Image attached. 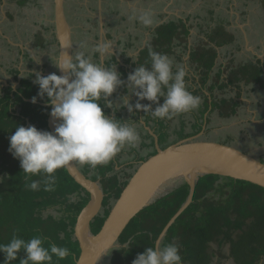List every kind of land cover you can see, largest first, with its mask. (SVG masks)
Listing matches in <instances>:
<instances>
[{
    "label": "trees",
    "instance_id": "1",
    "mask_svg": "<svg viewBox=\"0 0 264 264\" xmlns=\"http://www.w3.org/2000/svg\"><path fill=\"white\" fill-rule=\"evenodd\" d=\"M262 7L264 9V0ZM190 30L191 27L183 21L160 26L153 42L142 53L139 65H149L150 50L168 56L173 54L171 49L174 41H179L183 46L182 55H179L182 59L189 50ZM202 33L204 38L198 43L196 40L193 42L187 61L190 70L195 73L194 82L198 80L197 88L190 92L194 95L201 93L205 97L202 114L211 107L210 113L219 110L221 117L230 118L237 115L240 106L238 98L241 96V86L238 82H256L264 87L259 83L264 81V70L253 66L240 69L229 66L215 72L219 49L233 44L236 39L226 31L224 25L217 26L212 32L208 29ZM187 79L190 78L186 76V82ZM227 87H235V97L220 98L215 95V89L223 92ZM205 90H208L210 97L204 94ZM18 92L20 96L17 95L15 99L11 96V88H4L0 95V243L7 244L14 234L26 241L40 235L46 241L45 246L47 243H55L71 250V258L60 261L59 264H76L81 249L74 237V228L79 214L90 200V194L74 181L66 169L57 172V182L52 192L43 191V185L38 192L26 187L30 181L25 180L20 161L9 151L10 136L17 126L49 130L50 108L41 104L47 102L48 98L45 96L41 99L38 96L39 86L30 81L29 77L20 82ZM33 97H36L38 103L29 101ZM101 102L102 111L109 116L111 109L105 107L104 101ZM212 102L216 103L215 108L209 106ZM147 115L151 119V113ZM119 121L123 122V119ZM155 122L154 125L157 126ZM160 131L163 133L161 128ZM201 131L200 127L195 133H188L182 139L195 136ZM148 137L153 138L151 135ZM152 146L154 147V143ZM143 147H146L144 143ZM122 153L123 150L106 166L96 169L84 166L87 172L95 173L94 179L102 181L108 194L104 206L110 205V199L117 200L120 197L130 177L124 169L116 170V163L120 166L128 161L129 168L132 161L146 159V156H137L134 160L121 162ZM150 153L154 154L156 150ZM121 173L127 179H121ZM41 179L31 177V180ZM189 192L190 186L184 182L134 217L121 234L118 246L108 253L106 258H110V264H132L147 247L156 248L159 236L187 201ZM49 209L56 211L58 215H46ZM109 212L110 209L107 208L104 216L97 217L91 224L93 234L101 230ZM169 243L178 246L181 264H224L225 260L230 259L234 264H264V188L218 175L200 177L193 202L170 227L161 247ZM213 244L217 248H212ZM225 245L229 246L228 254L223 252ZM23 258L26 255L20 252L18 259L12 264H19V260ZM4 260V254L0 253V264H4Z\"/></svg>",
    "mask_w": 264,
    "mask_h": 264
},
{
    "label": "clouds",
    "instance_id": "2",
    "mask_svg": "<svg viewBox=\"0 0 264 264\" xmlns=\"http://www.w3.org/2000/svg\"><path fill=\"white\" fill-rule=\"evenodd\" d=\"M129 19L138 21L144 28H151L155 23L154 14L147 10H134ZM170 22L173 21H164L159 27ZM193 42L189 44L186 55L182 59L179 56L183 65L185 57L190 56ZM176 45L177 41L174 47ZM107 47L98 45L94 51L103 54ZM171 57L172 54L168 56L150 50L149 65L140 64L128 75V94L119 97V108H127L129 112L134 109L137 112H150L158 120H171L197 110L201 98L187 89L185 69L179 67L173 70ZM220 57L219 50L215 65L218 69L214 67L215 72L220 68L233 67V63L218 64ZM54 64L67 74L58 76L53 73L45 77L36 73L35 83L39 86L38 96L48 98L47 103L52 108L51 117L59 121L54 125L55 132L40 131L34 126H17L10 136L9 151L20 161L25 180L30 181L26 187L34 192L40 191L41 185L45 192L54 191L59 170L74 164L90 169L106 166L126 147L134 149L141 141L135 126L106 115L100 106L104 101L105 107L112 109L113 113L119 110L116 103L109 99L118 88L124 87L115 65L105 67L94 63L88 54V45L83 41L73 56L61 55ZM131 95L137 97L135 105L130 103ZM160 98L164 99L163 104L159 103ZM145 100L157 105L154 111L151 105L141 103ZM32 102L36 103V97ZM31 177L42 179L31 180ZM45 244V239L40 235L26 241L14 234L7 244L0 243V253L5 256L4 264L16 261L20 252H24L26 258L20 259L19 264H59L72 256L68 247ZM132 264H181V255L178 246L173 243L161 248L147 247Z\"/></svg>",
    "mask_w": 264,
    "mask_h": 264
},
{
    "label": "water",
    "instance_id": "3",
    "mask_svg": "<svg viewBox=\"0 0 264 264\" xmlns=\"http://www.w3.org/2000/svg\"><path fill=\"white\" fill-rule=\"evenodd\" d=\"M53 22L59 57L73 56L72 27L66 15V0H54ZM66 74L59 70L60 76ZM58 123L49 115L48 128L52 133ZM203 134L204 130L166 148L158 146L155 135L156 153L139 164L97 234L92 233L91 224L100 216L103 206L104 193L100 183L86 177L77 164L66 169L74 181L90 194V201L79 214L74 228V237L81 249L76 264H103L108 253L118 246L119 238L130 221L184 182L190 186L188 199L159 236L156 248H161L170 227L193 202L200 177L218 175L264 188V163L259 158L235 146L202 139Z\"/></svg>",
    "mask_w": 264,
    "mask_h": 264
},
{
    "label": "crops",
    "instance_id": "4",
    "mask_svg": "<svg viewBox=\"0 0 264 264\" xmlns=\"http://www.w3.org/2000/svg\"><path fill=\"white\" fill-rule=\"evenodd\" d=\"M191 1L194 0H117L120 6L124 7L127 4L129 10L131 11L129 14H123V16L120 17L110 14L104 15V8L102 6L104 4L101 0H69V2L67 0L66 6L68 8H66V15L69 21L72 22L73 20L74 22H76L75 26H73L75 27V30H73V34H78L76 38L80 39L83 34H88V42L90 41L91 43L95 44L100 43V45H108L109 47H107L106 49L108 50V53H112L115 48L117 50L120 49L118 52L123 51V49L118 46V37L116 34L122 36L126 35L131 38V40H135V38H137L136 34L139 33L144 43L149 46L153 42V37L157 29L159 28V25L168 20L175 22H187V25L191 27V36L188 39L189 44H191L192 37L197 35L198 31L201 32L205 30L203 29V27L209 26L213 12L211 10V12L205 13L201 16L198 13V7L188 6V8H186L185 5ZM244 3H246V1H242L240 5ZM71 5H75L76 9L73 8V10H71L70 12L69 7ZM236 8V11H232V17L230 20L228 17L218 19L214 18L213 20L215 22V26L213 27V29H215L217 26L224 25L226 31L230 34L231 32H229L227 28L233 26L231 30L234 31V33L239 31L242 34V43L237 45L235 48H229L231 49L230 55L229 57H227V59H229V62L235 63L237 62V58L239 57L238 62L233 65V68L240 69L241 67L253 66L260 69L262 68L264 70V48H258L248 44V39L245 37L247 36L248 32H246L245 26L240 24L244 12H242V9H238V5L236 6ZM134 10L151 11L154 14V25L151 28H144L138 21H131L129 17L133 14ZM113 17L116 18L114 19ZM98 18L101 22L98 21ZM233 19H235V21ZM53 20L54 0H0V43H3L6 46L4 49L2 48V50L0 49L1 84L3 83L4 85H6V82L9 81L7 80L5 70L10 69L15 65H17L21 70L23 68V71L19 75L20 77H23L26 74V68L24 69L23 67L25 59L24 54L26 51H30L31 45H34L37 50L36 53L37 55H39L37 60H40V58H46V61L53 59V55L49 53L47 54L46 52H51L52 47L53 49H55L54 46L58 44L55 37V27L53 24ZM109 21H112V23ZM104 25H107V27L113 34L112 37H108L109 40L107 39V41L102 34L104 32L103 30L100 32V35L95 34V30L97 28H103ZM97 32L98 31H96V33ZM234 33H231V35L235 36V42H237L238 37ZM244 37L246 40V44H243ZM57 48L59 51V46ZM173 50L177 51L178 53L183 50V46L179 41H177V45ZM2 51L3 55L1 54ZM257 51H260L261 54H258ZM13 52H15L16 54L14 55ZM91 52L95 53V51ZM245 52H247V54H244ZM11 53L12 56H10ZM20 53L21 56L19 55ZM42 54L44 56H42ZM117 58L120 61V64H124L121 67L126 68H128V66H133V62H131L132 60L134 62L136 61V58L129 55L126 56L124 60L120 59L118 56ZM100 59L103 60L102 57H100ZM187 59L188 56L185 58V62L187 61ZM111 60L115 61V58H112ZM25 63L26 65L29 64L30 58L28 59V62L26 61ZM222 63L223 62H221L220 64ZM36 65L39 64L36 63ZM118 67L119 66L117 65L116 69ZM238 83L241 86V99L239 98L241 102L237 119L239 118V120H241V117H245L246 115H252L253 118L256 116V114L264 115V112L261 114L258 113V108H261L262 106L260 104L261 98L264 100V87H261L256 82L248 84L246 81L241 80ZM244 88H246V91L244 90ZM218 92L220 91L218 89H215V95H217ZM207 93H209L208 90H205L204 94L206 96H209V94ZM261 93H263L262 97L260 96ZM243 97L245 98L243 99ZM254 104L257 105L256 108ZM216 113L218 114V116H220L218 111ZM210 115L212 114L210 113ZM223 119L226 120L229 118ZM249 119L250 118H248V120ZM262 120H264V118H259V121ZM242 121L244 120L242 119ZM226 127H228L227 124ZM214 130L216 133V130H218V128L216 127L214 128ZM210 141L219 143L217 139ZM232 146L239 148L236 143H232Z\"/></svg>",
    "mask_w": 264,
    "mask_h": 264
},
{
    "label": "rangeland",
    "instance_id": "5",
    "mask_svg": "<svg viewBox=\"0 0 264 264\" xmlns=\"http://www.w3.org/2000/svg\"><path fill=\"white\" fill-rule=\"evenodd\" d=\"M242 1H246V3L240 5ZM237 5L239 6L238 9L239 10L242 9V12H244V14L242 15L243 18L241 19L240 24L244 25L246 28V32H248L247 36H245L248 39V42H249L248 44L258 47V48L259 47L264 48V9L262 7V0H250V1L248 0H194L186 4L185 6L186 8H188V6L198 7V13L201 16L204 15L205 13L211 12L212 10L213 11L212 19H211V22L209 23V26L203 27V29H205L203 31H208L209 29V31L212 32L214 30L213 27L215 26V22L213 19L228 17L230 20L232 17L231 15L232 11L237 10L236 8ZM69 8H70V12L71 10H73V8L76 9L75 5H71ZM123 8H124V11H123L124 14H129L131 12L127 4ZM233 20L235 21V19ZM72 23H73V26H75L76 22L72 20ZM232 28L233 26L228 27L227 30L231 33H234V31L231 30ZM234 34L237 35L238 41L232 44L233 46L229 45V46L223 47L222 49H219L221 52V57L218 60V64L223 62V65L228 64V63H233L235 65L238 62L239 57L237 58V62L235 63L229 62V59H227V57H229L230 55V50H231L229 48L231 47L235 48L237 45L242 43V34L239 31H237ZM195 36L192 37V42L196 40L197 41L196 43H198L199 40L204 38V34L202 33V31L201 32L198 31L197 35ZM245 37H244L243 44H246ZM175 42L176 41H174V43ZM174 43L172 44V49H171L172 52H174L171 57L173 61V65H174L173 70L175 71L177 68L183 66V68L186 71V75L189 76L190 78V79H187V82L185 81L186 87L189 91L191 90L194 91L197 88V83L194 82L193 80L194 79L193 74L195 73L190 70V67L187 65L186 62H184V65L181 63L179 59V55H182V54L173 50ZM257 53L261 54L260 51H257ZM244 54H247V52H245ZM131 62H133V67L135 70V68H137L139 64L138 62H134L133 60ZM108 64L109 66L115 65V69H116V66L118 65L119 67L116 69L118 74H119V69L121 71V74H123L124 70L126 69V67H121L124 64H120V61L118 60L117 57H115V61H108ZM215 68L218 69L217 67ZM119 76L121 80L124 81L123 77L120 74ZM259 83L264 85V81H261ZM233 88L235 89V87ZM233 88L232 89L229 87L224 88V91L218 92L217 96H220L222 98L235 97L236 91H234ZM118 89L123 93H127V84L125 83V81H124V87H121ZM244 90L246 91V88H244ZM17 95L20 96V94L16 92L15 97H17ZM201 95H202L201 93L197 94V96L201 98V105L197 110L180 114L178 116H175L171 120H167V119L158 120L154 118V121L157 122V123L155 122L157 126L154 125L153 120H150V118L146 116L145 120L148 122L147 123L148 127L152 128L154 131L157 132L155 135L158 138V146L160 148H166L170 144L174 142H178L179 139L182 140V138L188 133L190 134H192L193 132L195 133L201 127L202 131L203 130L205 131V133L201 137L202 139H205V140H216L217 139L219 143H222L223 145L224 144L232 145V143H236V145H238L240 150H242L245 153L249 152V154H251L252 156L256 158H259V161L264 163V120L259 121V118L263 119L264 115L256 114L254 118L252 117V115L251 116L246 115L245 117H241V120H239V118L237 119V116L239 113L238 112L237 115L225 120L223 119V117L218 116V114L216 113L219 110H214L211 113L212 115H210L209 113H210L211 107H209V110L205 114H202V105L204 102L203 98L205 99V97H202ZM119 96L121 97L124 95L121 93V95ZM260 96L262 97L263 93H261ZM244 98L245 97H243V99ZM240 99L238 98L239 102H241ZM113 100L117 103L119 107V104H120L119 98L114 97ZM133 101L137 102V97H133ZM148 102L149 101L146 100L144 105H147ZM163 102H164V99L163 101L160 102V104H163ZM260 102L262 106L260 105L261 108H258V111H259L258 113L261 114L264 112V100L261 98ZM130 103L132 105H135L134 103L131 102V99H130ZM149 103L151 104V107H153L154 109L156 108L155 106L156 104H152L151 102ZM142 104H143V101H142ZM209 106H213L215 108L216 103L212 102ZM254 106L255 108L257 107L256 104H254ZM239 110L240 108H238V111ZM126 112L127 111H124L123 108H120V110H118L115 113L119 120L123 119V122H127L130 125L135 126L139 133L141 125L135 120V118L126 119L125 117L121 115V113L125 114ZM201 115H202V118H201ZM248 118L250 119L248 120ZM242 119L244 121H242ZM236 121H239V122H236ZM226 124L228 127H226ZM216 127L218 128V130H216V133H215L214 128ZM160 128L163 130V133L160 131ZM216 134H219V135H216ZM139 135L141 137V141L139 145L137 146L138 147L137 152L135 153L133 152L135 149L134 150L131 149V151H129V148L126 147L123 150L122 158H120L121 162L123 160L125 161L134 160V158H136L137 156L144 158L147 154H153V153H149L153 150L152 143H154V149L156 150L157 145L155 143L154 135H153V138L148 137V135H151V132H148L142 129L141 134L139 133ZM143 143H144V146L146 147H143ZM129 152H130V155H128ZM125 161L123 163H125ZM120 176H121V179L123 180L127 179L126 175H124L123 173H121ZM49 213L58 215L56 211L51 210V209L46 211L45 214L47 215ZM212 248H217V247L216 245L213 244ZM223 252L228 254L229 246L225 245L223 247ZM224 264H234V263H233V260L230 259V260H225Z\"/></svg>",
    "mask_w": 264,
    "mask_h": 264
},
{
    "label": "flooded vegetation",
    "instance_id": "6",
    "mask_svg": "<svg viewBox=\"0 0 264 264\" xmlns=\"http://www.w3.org/2000/svg\"><path fill=\"white\" fill-rule=\"evenodd\" d=\"M67 1V0H66ZM103 1V4L104 5H102L103 6V8H104V15H107V14H110V15H116V16H123V14H124V8H123V6H120V4H118V2H117V0H102ZM68 2H69V0H68ZM66 8H68L67 6H66ZM119 12H118V11ZM110 12V13H109ZM125 15V14H124ZM114 19L116 18V17H113ZM99 19V18H98ZM113 19V20H114ZM98 21H100V19L98 20ZM71 24V26H72V42H73V55L75 54V52L78 50V45H79V43L81 42V41H83V42H85L87 45H88V54L89 55H91V57H92V60H93V62L94 63H100V64H102V65H104L105 67H108L109 66V64H108V61H112L111 59L112 58H115V57H119L120 59H123L124 60V58L126 57V56H132V57H134V58H136V61L135 62H137L138 61V59L142 56V53L145 51V49H146V47H147V44L146 43H144V41L141 39V35L139 34V33H137L136 34V36H137V38H135V40H131V38H129L128 36H122V35H118V34H116L117 35V39H118V46L120 47V48H122L123 49V51H120V52H118L119 50H117L116 48H115V50L112 52V53H108V50L106 49L105 50V52L103 53V54H101V53H99V52H96L95 51V53H92L91 51H94V49L96 48V46H98V44L100 45V43H98V44H95V43H91L90 41L88 42L87 41V36H88V34H83L82 35V37L80 38V39H78V38H76L77 37V35L78 34H73V30H75V27H73V23L71 22V21H69ZM101 22V21H100ZM100 22H99V24H100ZM109 22H111L112 23V21H109ZM99 29V30H98ZM79 30H81V29H79ZM78 30V31H79ZM104 31L102 34L104 35V37H105V40L107 41V39H108V37L109 36H113V34H112V32L109 30V28L107 27V25L105 26H103V28H97L96 30H95V34H97V35H100V32L101 31ZM77 31V32H78ZM96 31H98L97 33H96ZM116 35H115V37H116ZM129 38V39H128ZM109 40V39H108ZM6 46L2 43H0V49L2 50V48L4 49ZM31 48H30V51H26L25 52V54H24V65H23V67H24V69H25V72H26V74L23 76V77H20L19 75L21 74V72L23 71V68H22V70L21 69H19L18 68V66L17 65H15V66H13L12 68H10V69H6L5 71H6V75H7V80H9L8 82H6V85H4L3 83L1 84L0 83V95H2V90L4 89V88H11L12 89V93H11V96L15 99L16 97H15V93L16 92H18V89H19V85H20V82L24 79V78H26V77H29L30 78V81H33L34 83H35V80H36V73H39L40 75H42V76H47V75H49V74H53V73H55L56 75H58V76H60L59 75V69L55 66V64L54 63H56L57 61H58V57H59V51H58V44L57 45H55L54 46V48L55 49H53V47H52V49H51V52H48V51H46L47 52V54L49 53V54H51V55H53V59H50L49 61H46V58H40V60H37L38 59V57H39V55H37V50H36V48L34 47V45H31L30 46ZM91 52V53H90ZM1 54L3 55V51L1 52ZM13 54L15 55L16 53L15 52H13ZM41 54V53H40ZM20 56H21V53L19 54ZM10 56H12V53L10 54ZM42 56H44L43 54H42ZM100 57H102L103 58V60H101L100 59ZM30 58V63L29 64H27L26 65V61L28 62V59ZM20 59V58H19ZM43 59V60H42ZM99 60V61H98ZM36 63L37 64H39V65H36ZM16 64H17V62H16ZM138 64H139V62H138ZM139 66V65H138ZM2 69V68H1ZM136 69V68H135ZM124 70V69H123ZM134 72V67L133 66H128V68H126L125 70H124V73H125V75H121V71H120V69H119V74L122 76V77H124V81H125V83L127 84V77H128V75H130V74H132ZM31 73H32V75H31ZM10 77V78H9ZM14 86V87H13ZM117 91H118V93H117ZM19 93V92H18ZM121 93L123 94V95H126L127 93H123V92H121L119 89H117L116 90V92H114V94H113V96L114 97H116V98H119L120 96L119 95H121ZM130 95V94H129ZM112 96V97H113ZM112 97H110L109 99L110 100H112L114 103H116L114 100H113V98ZM133 97H136V96H134V95H131V102L132 103H134V104H136L137 102H135V101H133ZM30 102H32V100H29ZM161 101H163V99H160V101H159V103L161 102ZM146 102V100L145 101H143V104ZM36 103H38V102H36ZM102 103V102H101ZM141 103H142V101H141ZM41 104L43 105V106H45V107H49L50 108V112H51V106L47 103V102H45V103H43V102H41ZM116 105H117V103H116ZM147 105H151L149 102L147 103ZM102 108H103V104H101L100 105ZM156 107H157V105H155ZM117 107H118V105H117ZM107 108V107H106ZM119 108V107H118ZM119 110H120V108H119ZM123 110L124 111H127L125 114H122L121 113V115L123 116V117H125L126 119H128V118H135V120L141 125V128H140V131H139V133L141 134V131H142V129L143 130H145V131H148V132H151V136L153 137V135L155 136V134L157 133L156 131H154L152 128H150V127H148V122L145 120V118H146V116L148 117V115L147 114H149V112H143V111H139V112H137V111H135V109L133 110V112H129L128 110H127V108H123ZM151 110H155L153 107H151ZM50 115V114H49ZM110 117H113V118H115V119H117V115H116V113H113V111H112V109H111V114L109 115ZM49 118V117H48ZM150 120H152V117H151V119ZM147 129H146V128ZM49 129V128H48ZM41 131H47V132H51L50 131V129L49 130H45V129H43V130H41ZM183 140V139H182ZM180 141V140H179ZM178 141V142H179ZM174 143H176V142H174ZM174 143H172V144H174ZM171 144V145H172ZM131 149L132 148H129V151H131ZM135 150H137L138 149V147H136V148H134ZM133 149V150H134ZM132 150V151H133ZM153 150H154V147H153ZM152 150V151H153ZM130 153V152H129ZM129 153H128V155H129ZM150 153V152H149ZM140 155H142V154H140ZM123 156V155H122ZM150 156H152V155H150ZM149 156V154H147L146 155V159L147 158H149L150 157ZM146 159H144V160H146ZM144 160H142V161H144ZM142 161H140L139 159L138 160H134V161H132L131 162V164H133L132 166H131V164L129 163V168H128V165H127V162H126V164L125 165H118L119 163H116V170H121V169H124L125 170V172L127 173V174H129L130 175V177H129V179L131 178V176L133 175V173L137 170V168H138V166H139V164L142 162ZM77 166L79 167V169H80V171L86 176V177H88L89 179H91L92 181H95V182H99L100 183V188H101V190H102V192L104 193V199H103V206H102V210H101V212H100V217H103L104 216V213H105V211L107 210V208H109L110 209V211H111V208H112V205L114 204V202L116 201V200H113V199H110V205L109 206H104V201H105V199H106V196L108 195L107 194V192L105 191V188H104V186H103V184H102V181L100 180V179H98V180H96V179H94L95 177H94V175H95V173L94 172H91V171H89V172H87L86 170H85V167L84 166H80V165H78L77 164ZM84 170L86 171V173H84ZM129 179H128V181H129ZM90 201V200H89ZM89 203V202H88ZM85 208V207H84ZM83 208V209H84ZM110 213V212H109ZM109 215V214H108ZM107 215V216H108ZM99 217V216H98ZM102 263L103 264H110V258H106L105 260H103L102 261Z\"/></svg>",
    "mask_w": 264,
    "mask_h": 264
}]
</instances>
